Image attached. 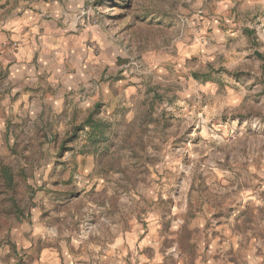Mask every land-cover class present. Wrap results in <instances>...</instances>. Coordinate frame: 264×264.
Returning <instances> with one entry per match:
<instances>
[{
    "label": "rangeland",
    "instance_id": "rangeland-1",
    "mask_svg": "<svg viewBox=\"0 0 264 264\" xmlns=\"http://www.w3.org/2000/svg\"><path fill=\"white\" fill-rule=\"evenodd\" d=\"M13 1L0 264H264V3Z\"/></svg>",
    "mask_w": 264,
    "mask_h": 264
},
{
    "label": "crops",
    "instance_id": "crops-1",
    "mask_svg": "<svg viewBox=\"0 0 264 264\" xmlns=\"http://www.w3.org/2000/svg\"><path fill=\"white\" fill-rule=\"evenodd\" d=\"M236 0L229 1V7L234 6ZM250 5H258L264 3V0H240V3ZM29 3V8L18 7L14 4L13 0H0V69L6 68L7 64L13 60V70L15 74L24 75V64L20 63L29 52L35 54L33 49L34 41L30 39H23L22 41L27 42V47L19 41L21 35L33 31V25L36 21V27L41 31L43 29V42L45 55L50 57L51 53L54 55L56 50L55 43L50 40V31H52L51 25L42 18V14H36L35 5L33 2L26 1ZM39 7L38 12L48 11L53 6H56L51 0H41L37 2ZM23 9V10H22ZM218 17V16H216ZM215 24L219 23V20H214ZM45 29V30H44ZM55 31V30H54ZM30 56V54H28ZM1 254V253H0Z\"/></svg>",
    "mask_w": 264,
    "mask_h": 264
},
{
    "label": "trees",
    "instance_id": "trees-1",
    "mask_svg": "<svg viewBox=\"0 0 264 264\" xmlns=\"http://www.w3.org/2000/svg\"><path fill=\"white\" fill-rule=\"evenodd\" d=\"M259 56L263 57V55L261 53H257ZM87 125H90L91 127L95 126V123L93 122L92 116H90L87 121H86Z\"/></svg>",
    "mask_w": 264,
    "mask_h": 264
}]
</instances>
